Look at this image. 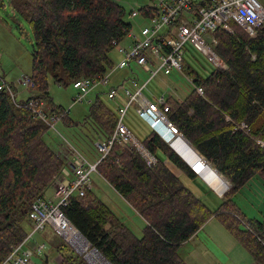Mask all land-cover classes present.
Instances as JSON below:
<instances>
[{"label": "trees", "instance_id": "obj_1", "mask_svg": "<svg viewBox=\"0 0 264 264\" xmlns=\"http://www.w3.org/2000/svg\"><path fill=\"white\" fill-rule=\"evenodd\" d=\"M8 1L9 9L28 23L33 36L29 75L33 91L46 102L49 114L61 116L65 127L78 126L62 107L52 104L48 79L68 87L103 76L113 67L112 41L120 40L126 27L121 0ZM230 26L234 35L222 29L214 32L215 52L228 70L213 69L203 78L184 60L191 89L181 102L167 96L165 115L191 146L180 138L210 165L209 187L219 194L228 183L231 188L211 211L165 166L164 159L189 179L198 177L156 133L150 130L140 141L157 160L152 166L136 150L115 145L96 170L145 221L142 237L137 238L91 189L83 197L73 196L63 208L90 247L110 264H185L180 247L212 217L255 260L264 261V248L256 238L264 236V224L247 219L232 200L253 177L264 182V23L252 39L233 22ZM196 88L202 89V95ZM100 94H94L83 121L98 139H106L118 116ZM241 124L247 133L238 129ZM49 129L33 112L0 92V264L28 236L32 202L44 197L65 166L61 153L44 140ZM172 147L177 151L176 144ZM60 242L59 264H88ZM42 261L47 264V257Z\"/></svg>", "mask_w": 264, "mask_h": 264}, {"label": "built area", "instance_id": "obj_2", "mask_svg": "<svg viewBox=\"0 0 264 264\" xmlns=\"http://www.w3.org/2000/svg\"><path fill=\"white\" fill-rule=\"evenodd\" d=\"M138 17L142 23H146L139 28L138 34L133 33L132 26L126 22L122 38L112 41L113 50L117 51L122 59L103 76L72 83V87L78 91L74 104L81 103L98 87L106 88L105 95L109 101L116 103L118 99H122L120 103H116L118 121L113 133L106 139H98L94 144L100 156L99 160L90 163L61 137L64 148L71 154L69 162L67 163L69 155L62 148L65 166L53 179L52 197L51 199L39 197L32 202L28 213L31 233L20 245L12 247L11 254L4 264H32L33 257L42 254L44 244L29 247L28 243L36 233L46 227L73 250L81 251L83 245L89 248L90 244L67 219L63 208L73 196L83 197L85 191L91 189V175L97 173V164L115 145L123 150H136L149 166L157 163L156 158L141 145L125 123L129 109L133 107L136 117L145 122L149 130L160 136L167 144L175 135H181L165 115L169 111L167 96L152 95L151 100L143 91L151 81L161 76L168 77L173 73L185 76L183 61L186 45H190L203 55L215 69L228 70V66L215 52L217 40L214 32L222 29L234 35L230 26L233 22L250 39L255 38L258 29L264 23V7L257 0H150L147 6L130 12L131 19ZM124 42L126 46L122 45ZM131 67L147 75V80L139 85L140 79L136 75L133 79L123 80L116 85L111 84V76L115 71ZM1 71L0 66V92L5 91L18 107L33 112L38 119L57 132L53 126L61 116L47 112V104L33 91V82L29 76L19 78L16 83H7ZM188 82L191 84L190 79ZM22 92L27 93V97L18 102L17 97ZM196 92L199 95L203 93L201 88H196ZM166 93L168 96L177 97L173 89L167 88ZM165 128L172 132L168 138L162 134ZM238 129L248 132L244 124L238 126ZM258 144L263 146L262 141H258ZM256 238L264 248V236ZM91 250L92 258L87 254L85 256L88 264H110L95 249Z\"/></svg>", "mask_w": 264, "mask_h": 264}, {"label": "rangeland", "instance_id": "obj_3", "mask_svg": "<svg viewBox=\"0 0 264 264\" xmlns=\"http://www.w3.org/2000/svg\"><path fill=\"white\" fill-rule=\"evenodd\" d=\"M264 7V0H257ZM8 0H0V66L1 75L4 77L7 83H16L19 78L27 77L31 72V54L33 52V36L28 23L15 12L11 11L8 6ZM150 3V0H121L119 5L125 10V21L130 23L132 26L131 31L138 34L139 28L145 26L146 23H142L140 17L136 19L130 18V12L139 10ZM122 45L126 46L124 42ZM186 52L184 60L187 64L197 72L201 77H207L214 68V66L207 61V59L195 51L190 45L185 46ZM110 58L114 64L118 63L122 58L117 51L113 50L110 53ZM137 70L130 72L129 70H117L112 74L111 84L114 79L129 80L135 78ZM139 85L145 82L148 78L147 75L142 74L139 76ZM124 78V79H123ZM170 88L176 91L179 95L183 93L185 96L191 89V84L188 82L186 76H180L177 73H173L170 77ZM159 78L154 79L143 91L144 95L152 100V95L160 97L166 94L164 90L165 86L160 87ZM176 87L174 86V84ZM105 91V88L98 87L88 94V96L81 102L74 104V100L77 98L78 91L75 90L72 85L63 87L56 85L52 78L48 79V94L52 99L54 106L62 107L67 113L70 120L79 123L78 126L65 127L62 122L58 121L54 124L55 132L52 128L44 135V140L51 145L53 150H56V145L61 142V149L65 147L62 143L61 137L67 140L71 146L77 150L85 159L91 163H95L99 160L100 156L95 150L94 144L98 140L95 135L94 129L88 123H84V118L88 114V109L91 100L94 99V92ZM25 97H17V101L23 100ZM101 100L108 106L113 112L116 113L117 105L122 101L118 99L115 102L109 101L105 94H100ZM133 107L128 111L125 123L133 132L137 140L141 141L149 132V128L142 120L138 119L134 114ZM181 139V138H180ZM185 139V138H184ZM182 140V139H181ZM186 140V139H185ZM183 141V140H182ZM187 141V140H186ZM189 144V143H188ZM187 144V145H188ZM190 145V144H189ZM191 146V145H190ZM192 149V148H191ZM187 149L182 158L191 166L196 167L199 163L208 165L207 161L200 157L196 159L195 151ZM68 161L70 159L69 152ZM180 148H177V152ZM197 154V153H196ZM160 158H163L161 154H158ZM189 157V162L187 161ZM164 159L163 162H165ZM214 171L215 168L212 167ZM211 168H209L204 176H201L206 181V177L209 175ZM217 173V172H216ZM218 174V173H217ZM225 180V179H224ZM180 181L190 191L197 192L200 198L211 211H215L223 201V195L231 188L228 183V188L219 194L216 191H212L200 178L190 180L186 175L181 174ZM91 190L95 195L120 218L129 221L133 227L134 235L137 238L142 237V230L145 227L143 219L125 202L121 196H119L109 184L97 173L91 175ZM52 190V189H51ZM50 193L48 189L45 196ZM53 194V190H52ZM221 197H220V196ZM233 202L237 208L241 210L248 218L256 217L260 220H264V182L258 177H253L246 185L234 193L232 197ZM217 222V219H214ZM219 222V221H218ZM212 226V225H210ZM27 228V226H26ZM29 230V229H28ZM211 229H205L204 232L200 229L199 236L196 237L193 242L186 245L184 250L181 251V256L186 259L189 264H209V259H212V255L207 252V249L221 248L224 250L230 249V244L222 238L220 235L213 233ZM30 231H28V234ZM198 234V233H197ZM196 234V235H197ZM227 235V233H226ZM210 236V237H208ZM230 237V235H227ZM210 238V239H209ZM60 239L46 227L39 233H36L33 238L29 241V247L38 244H44V250L39 256H35L32 259V264H43V258L47 257V264H59L61 257L57 252V245ZM61 243V242H60ZM72 249V248H71ZM73 250L79 256H82L86 261V254L90 258L92 255L91 248L84 250ZM93 254V253H92ZM91 255V256H90ZM104 261V260H103ZM211 262V260H210ZM10 264V263H9ZM100 264V263H99ZM211 264H215L211 262Z\"/></svg>", "mask_w": 264, "mask_h": 264}, {"label": "crops", "instance_id": "obj_4", "mask_svg": "<svg viewBox=\"0 0 264 264\" xmlns=\"http://www.w3.org/2000/svg\"><path fill=\"white\" fill-rule=\"evenodd\" d=\"M127 70H129L130 72H132L133 70H137L136 68H134V67H131L130 69H127ZM135 74V76L137 75V77L140 79V75H142L143 73H139L138 72V70H137V72L136 73H134ZM172 75V74H171ZM170 75V76H171ZM170 76H168V77H164V76H161L160 78H159V84H160V87L163 89V87H162V85L163 86H165L164 88V90H166L167 88H169V89H171L170 88V81H171V79L169 78ZM112 77V76H111ZM124 79V78H123ZM121 80L122 79H120V78H118V79H114L113 80V82H112V84L113 85H116V84H119V83H121ZM151 83V82H150ZM149 83V84H150ZM148 84V85H149ZM174 84V83H173ZM174 86L176 87V85L174 84ZM105 91H106V88H105ZM105 91H100V89H99V91H97V92H99V93H101V94H105ZM93 93V92H92ZM96 92H94V94H95ZM162 95H166V96H168V94L166 93V94H163L162 93ZM183 95V93H180L179 95H177V99H178V101H183L184 99H185V97H186V95L185 96H182ZM20 97H27V93H25V92H22L21 94H20ZM122 97V96H121ZM123 98V97H122ZM176 99V100H177ZM93 100H91V102H92ZM120 103V102H119ZM134 115H135V113H133ZM136 116V115H135ZM128 126V125H127ZM157 135V134H156ZM158 136V135H157ZM60 145H61V142H58L57 143V145H56V152L58 153V152H60L61 153V147H60ZM169 145V144H168ZM187 149H191V147L189 146V145H187V143H185L184 141H182L181 140V147H180V150L178 151V153L183 157V155L181 154V152L184 154V152L187 150ZM96 150V149H95ZM192 150V149H191ZM195 155H197L196 156V159H200V156L198 155V154H196L195 153ZM61 156L64 158V154H62L61 153ZM87 160V159H86ZM64 161H65V158H64ZM88 161V160H87ZM188 162H189V157H188V160H187ZM200 161L202 162V160L200 159ZM91 163V162H90ZM207 163V162H206ZM93 164V163H92ZM164 164H165V166L169 169V171L173 174V175H175L176 177H178L179 179H180V176H181V171L180 170H178L170 161H168V160H166L165 162H164ZM98 174V173H97ZM99 175V174H98ZM100 176V175H99ZM197 178H200L199 176L197 177ZM197 178H194V179H197ZM203 178V177H202ZM201 179V178H200ZM204 179V178H203ZM190 180H192V179H190ZM202 180V179H201ZM205 184H206V182L204 181V180H202ZM207 185V184H206ZM110 186V185H109ZM208 186V185H207ZM209 187V186H208ZM209 188H211V187H209ZM50 189V193L48 194V195H46L45 196V194H44V199H51V197H52V188L50 187L49 188ZM211 190L213 191V189L211 188ZM191 192L196 196V197H200L199 195H198V193L197 192H194V191H192L191 190ZM118 194V193H117ZM119 195V194H118ZM120 196V195H119ZM220 196V195H219ZM221 197V196H220ZM122 198V197H121ZM126 202V201H125ZM127 203V202H126ZM128 204V203H127ZM205 204V203H204ZM129 205V204H128ZM206 205V204H205ZM111 210V209H110ZM112 211V210H111ZM241 211V210H240ZM115 214V213H114ZM244 214V213H243ZM116 215V214H115ZM117 216V215H116ZM244 216L247 218V219H249V220H253V221H256V222H258V223H260V224H264V220H260V219H258V218H256V217H251V218H248L245 214H244ZM117 218L118 219H120L121 221H122V223H124V225L134 234V232H133V227H132V225H131V223L129 222V221H126V220H124L123 218H120L119 216H117ZM214 219H216L215 217H212L210 220H208L205 224H204V226L201 228V230H202V232H204L205 231V229H211L210 231H211V234H212V232L213 233H216V234H218V235H220L222 238H224L229 244H230V249H228V250H224V249H221V248H216V249H207V252H209V254H211L212 255V259H209V264H211V262H214L215 264H264V261L263 262H261V261H259V260H255L241 245H239L237 242H236V240L228 233V231H226V229L220 224V222H215L214 221ZM144 221V220H143ZM144 223H145V221H144ZM145 225H146V223H145ZM210 225H212V226H210ZM29 229V230H28ZM27 230L28 231H30V233H31V223L29 222L28 223V226H27ZM199 232H200V230L196 233L197 235H195L193 238H191L188 242H186V243H184L181 247H180V255H181V251L182 250H184L185 248V246L186 245H188L189 243H191V242H193V240L196 238V237H198L199 236ZM226 233H227V235H230V237L229 236H227L226 235ZM57 237V236H56ZM208 237H210V236H208ZM59 238V237H58ZM60 239V238H59ZM210 239V238H209ZM42 244V243H41ZM37 256H39V255H37ZM182 257V256H181ZM182 259L184 260V263L185 264H189L187 261H186V259L185 258H183L182 257ZM210 260H211V262H210Z\"/></svg>", "mask_w": 264, "mask_h": 264}, {"label": "bare ground", "instance_id": "obj_5", "mask_svg": "<svg viewBox=\"0 0 264 264\" xmlns=\"http://www.w3.org/2000/svg\"><path fill=\"white\" fill-rule=\"evenodd\" d=\"M220 58V57H219ZM221 59V58H220ZM222 61V59H221ZM223 62V61H222ZM224 63V62H223ZM225 64V63H224ZM59 122H60V119H59ZM171 130L168 129V128H165V131L162 133L163 136H165L166 138L169 137V134H171ZM174 140V141H173ZM173 141V142H172ZM169 143H172V144H176L177 148H180L181 147V139H180V135H175L172 139L169 140ZM211 168L210 166L208 165H204V164H201L199 163L195 168H194V171L196 173H198L200 176H204L207 172V170ZM83 248L84 250L88 249V247L86 245H83ZM83 250V249H82ZM92 254V252H89L88 255ZM90 255V256H91ZM96 258H98L99 256H95ZM92 258V256L90 257Z\"/></svg>", "mask_w": 264, "mask_h": 264}, {"label": "water", "instance_id": "obj_6", "mask_svg": "<svg viewBox=\"0 0 264 264\" xmlns=\"http://www.w3.org/2000/svg\"><path fill=\"white\" fill-rule=\"evenodd\" d=\"M183 139H184V137L182 136V135H180ZM174 141V140H173ZM172 141V142H173ZM186 141V140H185ZM187 142V141H186ZM188 143V142H187ZM169 146H170V148L184 161V163L186 164V165H188L193 171H194V169L184 160V158H182L181 157V155L172 147V143H169ZM195 172V171H194ZM196 173V172H195ZM202 180H204L198 173H196ZM205 181V180H204ZM206 182V181H205ZM206 184H207V182H206ZM208 185V184H207ZM209 186V185H208Z\"/></svg>", "mask_w": 264, "mask_h": 264}, {"label": "clouds", "instance_id": "obj_7", "mask_svg": "<svg viewBox=\"0 0 264 264\" xmlns=\"http://www.w3.org/2000/svg\"><path fill=\"white\" fill-rule=\"evenodd\" d=\"M160 137V136H159ZM161 138V137H160ZM162 139V138H161ZM163 140V139H162Z\"/></svg>", "mask_w": 264, "mask_h": 264}]
</instances>
